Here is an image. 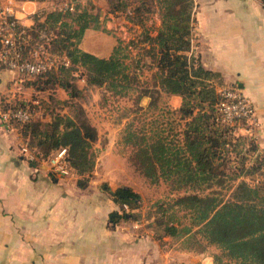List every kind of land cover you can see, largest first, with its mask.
Returning a JSON list of instances; mask_svg holds the SVG:
<instances>
[{
  "label": "trees",
  "instance_id": "obj_1",
  "mask_svg": "<svg viewBox=\"0 0 264 264\" xmlns=\"http://www.w3.org/2000/svg\"><path fill=\"white\" fill-rule=\"evenodd\" d=\"M157 2L161 25L155 36L143 33L145 54L156 64L159 88L181 99L175 112L183 121L182 137L174 140L156 127L142 134L128 128L123 143L132 148L131 164L150 183L165 181L173 190L185 193L165 203L156 202V216L147 226L159 239L164 235L180 241L179 247L185 250L203 252L209 246L215 247L214 264H264V153L251 136L237 134L238 125L216 120L220 76L206 70L190 53L193 0ZM72 11L66 8L38 12L33 15V24L24 27L32 43L45 31L50 52L69 60L67 66L59 65L37 76H47L37 80L42 83L37 89L57 87L69 97H77L81 89L71 74L80 65L87 88L104 86L115 95L124 94L131 87L132 76L122 60L121 45H115L105 58L84 51L80 42L88 28L106 30L99 25L97 14L86 8ZM29 49L24 47L23 54ZM0 67L5 68L3 64ZM15 105L26 107L23 102ZM15 124L22 140L27 139V145L35 149L37 160L67 148L66 164L76 173L77 186L84 189L88 185L96 164L93 145L97 132L81 110L76 116L55 114L45 122L32 119ZM242 144L249 146L250 159L239 149ZM239 153L242 156L238 157ZM232 154L238 163L231 178L234 182L228 187L231 190L226 194L221 190L226 174L219 168ZM255 175L256 181H251ZM111 194L121 208L139 207V195L131 188L120 187ZM118 215L123 219L139 218L134 211Z\"/></svg>",
  "mask_w": 264,
  "mask_h": 264
},
{
  "label": "crops",
  "instance_id": "obj_2",
  "mask_svg": "<svg viewBox=\"0 0 264 264\" xmlns=\"http://www.w3.org/2000/svg\"><path fill=\"white\" fill-rule=\"evenodd\" d=\"M45 2L13 0L22 25L31 26ZM193 2L190 53L219 74L222 86H236L251 100L258 120L251 137L264 153V0ZM157 11L148 24L154 26L151 36L161 25ZM101 32L88 28L82 41L94 34L112 49L116 39ZM14 75L0 67V99ZM236 132L248 134L244 125ZM22 150L14 124L6 127L0 119V264H214L213 246L203 252L185 250L169 236L157 238L149 220L120 218V204L111 194L118 186L91 176L79 188L72 169L61 172L51 165L53 153L48 160L33 159L36 165L31 166Z\"/></svg>",
  "mask_w": 264,
  "mask_h": 264
},
{
  "label": "rangeland",
  "instance_id": "obj_3",
  "mask_svg": "<svg viewBox=\"0 0 264 264\" xmlns=\"http://www.w3.org/2000/svg\"><path fill=\"white\" fill-rule=\"evenodd\" d=\"M11 1L13 3V0ZM43 1H46V8L43 11L72 7V12L86 8L90 13L97 14L99 25L102 24L108 28L101 32L104 34V38L114 37L116 39L114 46L120 44L122 47V60L132 76L131 87L120 95L113 94L104 86L87 88L85 86L84 68L78 65L71 75L74 78L73 82L81 89V94L77 97H69L63 89L57 87L38 90L37 86H41L42 83L37 80L43 81L47 77L45 75L37 78L12 70L15 72V77L7 82L6 93H3L0 99L1 107L7 108L10 104L23 102L31 112L33 120L43 122L50 120L55 114L76 116L81 110L97 132V140L93 145L97 154V164L91 175L92 178L103 185L112 184L113 187L118 186L120 188L127 184L130 185L128 188L133 187L131 189L139 195V207L134 210L129 207H120L119 214L124 211H134L139 214L136 221L146 222L145 220H149L148 224H150L156 216V202L165 203L185 193L183 190H173L165 181L156 184L150 183L131 164L132 148L123 143V137L128 128L142 134V131L147 132L150 128L156 127L163 129L164 135L167 134L169 138L174 140L180 141L182 137L180 133L183 129V121H179L175 112L181 100L159 88L156 80V64L145 54V46L147 45L143 41V33H150V28H152L151 31H154V26L148 24L150 20L154 21V13H158V2L157 0ZM152 8L151 15L146 16L145 12H149ZM90 25H94V23L90 22ZM36 41L42 43L45 48L39 52L41 57L44 55V51L50 52L49 46L46 45V39H37ZM80 47L88 53L103 58L108 57L113 49L105 39L99 41L94 34L87 36L83 41L81 40ZM52 54L60 56L57 53ZM59 60L57 59L56 63H59ZM145 92L148 94H143ZM151 100L153 102L151 106H148ZM14 126L18 131L19 127L16 124ZM22 142L23 148H26L22 151L27 154L30 160L42 161L36 159L33 154L35 149L27 145L29 142L27 139L25 142L22 140ZM240 148L246 152V156L250 159L251 153L247 152L249 146L242 144ZM233 155H229L228 161L219 168L226 174L227 179L223 189H221L226 194L231 190L228 187L233 184L234 181L231 178L237 169L238 160L236 161ZM240 156L242 154L239 153L238 157ZM48 159L49 157L45 160ZM245 179L251 182L252 180L256 181L257 178L255 175L251 181L248 177ZM174 242L180 245V241ZM215 251V247L209 249V252Z\"/></svg>",
  "mask_w": 264,
  "mask_h": 264
},
{
  "label": "built area",
  "instance_id": "obj_4",
  "mask_svg": "<svg viewBox=\"0 0 264 264\" xmlns=\"http://www.w3.org/2000/svg\"><path fill=\"white\" fill-rule=\"evenodd\" d=\"M68 8L73 9L72 7ZM24 27L26 26L22 25L15 14L12 1L0 0V63L5 68L37 77L47 73L51 68L69 64L66 56H57L48 51H44V55L41 57L39 52L45 50L44 46L39 41L32 43V37L25 31ZM38 38L48 40L45 31H41ZM26 46H29L30 49L24 55L22 49ZM57 59H60L59 63H56ZM217 92L220 99L215 104L216 120L231 126L244 125L248 131L247 135L252 136L258 120L251 100L236 86H220L217 88ZM0 119L6 127H10L14 122L30 121L33 116L26 107L10 104L1 111ZM66 156L67 148L57 150L51 155V165L61 172H66L68 168ZM124 207L127 206L124 205Z\"/></svg>",
  "mask_w": 264,
  "mask_h": 264
},
{
  "label": "water",
  "instance_id": "obj_5",
  "mask_svg": "<svg viewBox=\"0 0 264 264\" xmlns=\"http://www.w3.org/2000/svg\"><path fill=\"white\" fill-rule=\"evenodd\" d=\"M31 163V162H30ZM36 165V163L33 161L32 163H31V166H35Z\"/></svg>",
  "mask_w": 264,
  "mask_h": 264
}]
</instances>
